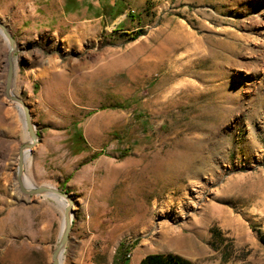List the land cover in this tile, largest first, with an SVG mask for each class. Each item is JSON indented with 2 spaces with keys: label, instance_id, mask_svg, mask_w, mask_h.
<instances>
[{
  "label": "rangeland",
  "instance_id": "374dc122",
  "mask_svg": "<svg viewBox=\"0 0 264 264\" xmlns=\"http://www.w3.org/2000/svg\"><path fill=\"white\" fill-rule=\"evenodd\" d=\"M0 24L38 137L23 185L72 201L59 264H264V0H0ZM9 47L0 33V264H51L66 201L19 190Z\"/></svg>",
  "mask_w": 264,
  "mask_h": 264
},
{
  "label": "water",
  "instance_id": "95a60500",
  "mask_svg": "<svg viewBox=\"0 0 264 264\" xmlns=\"http://www.w3.org/2000/svg\"><path fill=\"white\" fill-rule=\"evenodd\" d=\"M0 30L2 31L3 35L9 42V52L7 56L8 61V74H7V81H6V96L9 100L20 105L23 111V116L25 119V126L28 130L31 142L24 144L18 151L17 156V182L19 186V190L27 195V196H41V195H48L52 194L56 197H60L66 201V205L64 206V217H63V228L60 234V239L57 247L53 251L51 255V264H59L60 257L62 255L63 249L68 241V236L71 230V214H72V201L68 194L62 193L56 189H52L48 186H40V187H30L26 189L22 182V175H23V165L25 159V151H30V149L37 143L38 137L34 131V127L31 122L30 113L28 108L24 105V103L19 100L18 98L14 97L10 93V82H11V75H12V62H11V53L14 49L15 43L13 39L10 37L8 32L4 29V27L0 24Z\"/></svg>",
  "mask_w": 264,
  "mask_h": 264
},
{
  "label": "bare ground",
  "instance_id": "6f19581e",
  "mask_svg": "<svg viewBox=\"0 0 264 264\" xmlns=\"http://www.w3.org/2000/svg\"><path fill=\"white\" fill-rule=\"evenodd\" d=\"M0 33L5 38V36L3 35L1 30H0ZM263 60H264V57H263ZM259 69L262 72H264V62H262V64L259 66ZM27 153H28V151H25V157H26ZM187 171H188V167L185 164L181 165V171L180 172L186 174ZM191 173L195 174L196 172L192 171ZM25 183L27 184L25 186H27L28 188L33 187L32 184L28 180H25ZM47 196L57 198L56 196H54L52 194H48ZM162 235L164 238L163 243L165 244V246L169 247L171 250L175 251L176 253H178L184 257H187V258H191V257H194V256L199 254L198 253L199 251L196 248L195 243L192 241H188L187 239L183 238L177 232L167 229L163 232Z\"/></svg>",
  "mask_w": 264,
  "mask_h": 264
},
{
  "label": "trees",
  "instance_id": "16d2710c",
  "mask_svg": "<svg viewBox=\"0 0 264 264\" xmlns=\"http://www.w3.org/2000/svg\"><path fill=\"white\" fill-rule=\"evenodd\" d=\"M259 234V233H258ZM259 242L264 247V235L259 234ZM139 264H195L172 254H151L144 257Z\"/></svg>",
  "mask_w": 264,
  "mask_h": 264
},
{
  "label": "crops",
  "instance_id": "0c3cea01",
  "mask_svg": "<svg viewBox=\"0 0 264 264\" xmlns=\"http://www.w3.org/2000/svg\"><path fill=\"white\" fill-rule=\"evenodd\" d=\"M144 258V257H139L138 255H136V257L133 259L131 264H138L140 262V260ZM188 261V260H187ZM191 262V261H190ZM193 263V262H192Z\"/></svg>",
  "mask_w": 264,
  "mask_h": 264
}]
</instances>
